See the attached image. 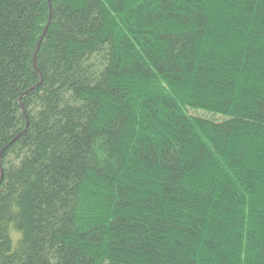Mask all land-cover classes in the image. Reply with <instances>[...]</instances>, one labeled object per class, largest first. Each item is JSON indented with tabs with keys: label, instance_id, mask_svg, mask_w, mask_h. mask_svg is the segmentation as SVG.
I'll use <instances>...</instances> for the list:
<instances>
[{
	"label": "trees",
	"instance_id": "trees-1",
	"mask_svg": "<svg viewBox=\"0 0 264 264\" xmlns=\"http://www.w3.org/2000/svg\"><path fill=\"white\" fill-rule=\"evenodd\" d=\"M0 264H264V0H0Z\"/></svg>",
	"mask_w": 264,
	"mask_h": 264
},
{
	"label": "rangeland",
	"instance_id": "rangeland-1",
	"mask_svg": "<svg viewBox=\"0 0 264 264\" xmlns=\"http://www.w3.org/2000/svg\"><path fill=\"white\" fill-rule=\"evenodd\" d=\"M198 114H202V115H209L207 113H205L204 111H200V112H196ZM213 117L217 118V120H220V119H224V117H221L219 115H212ZM11 235H12V239H13V244L15 245L18 238H19V232L12 226L11 227Z\"/></svg>",
	"mask_w": 264,
	"mask_h": 264
}]
</instances>
